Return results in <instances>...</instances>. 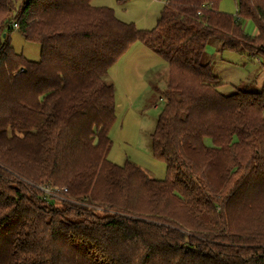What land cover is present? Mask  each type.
I'll return each instance as SVG.
<instances>
[{
    "label": "trees",
    "instance_id": "trees-1",
    "mask_svg": "<svg viewBox=\"0 0 264 264\" xmlns=\"http://www.w3.org/2000/svg\"><path fill=\"white\" fill-rule=\"evenodd\" d=\"M92 1L0 0V264H264V89L223 94L206 52L264 62V0L234 16L159 0L151 30ZM14 23L38 61L11 47ZM134 42L168 67L150 134L160 180L107 158L108 73Z\"/></svg>",
    "mask_w": 264,
    "mask_h": 264
},
{
    "label": "rangeland",
    "instance_id": "rangeland-1",
    "mask_svg": "<svg viewBox=\"0 0 264 264\" xmlns=\"http://www.w3.org/2000/svg\"><path fill=\"white\" fill-rule=\"evenodd\" d=\"M238 2L219 0L217 8L234 16ZM92 5L111 8L118 20L133 23L138 30H151L163 3L156 0H93ZM240 24L248 35L254 34L255 26L251 21L240 19ZM9 39L16 53L30 61L40 59V46L26 42L14 26ZM144 47L139 42L132 43L109 70V80L115 87V120L109 130L111 147L107 158L117 165L129 161L150 177L160 180L166 176V168L151 154L150 134L163 108L158 97L165 88L168 67L158 55ZM216 49L211 43L206 52L213 73L223 83L220 88L223 94L232 93L234 87L249 91L264 89V62L258 55L231 51L217 53ZM204 141L208 144L210 140ZM60 200L58 195L54 203L59 205Z\"/></svg>",
    "mask_w": 264,
    "mask_h": 264
},
{
    "label": "built area",
    "instance_id": "built-area-1",
    "mask_svg": "<svg viewBox=\"0 0 264 264\" xmlns=\"http://www.w3.org/2000/svg\"><path fill=\"white\" fill-rule=\"evenodd\" d=\"M156 1H159V0H156ZM13 26L17 28V24H16V23H14ZM41 190H42L47 196H48V195L53 196V190H52V189H49L48 187H43V188H41ZM63 192H65V189H63Z\"/></svg>",
    "mask_w": 264,
    "mask_h": 264
},
{
    "label": "crops",
    "instance_id": "crops-1",
    "mask_svg": "<svg viewBox=\"0 0 264 264\" xmlns=\"http://www.w3.org/2000/svg\"><path fill=\"white\" fill-rule=\"evenodd\" d=\"M159 2V1H158ZM244 29V28H243ZM254 34H255V32H254ZM145 49H147L146 47H144ZM148 51H150L149 49H147ZM139 52V51H138ZM151 52V51H150ZM167 70H168V68H167ZM108 75H109V73H108ZM110 78V77H109ZM112 83V82H111ZM113 84V83H112ZM113 86H114V84H113ZM114 89H115V87H114Z\"/></svg>",
    "mask_w": 264,
    "mask_h": 264
}]
</instances>
